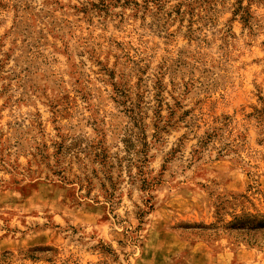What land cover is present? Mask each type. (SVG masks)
<instances>
[{"label": "rangeland", "instance_id": "obj_1", "mask_svg": "<svg viewBox=\"0 0 264 264\" xmlns=\"http://www.w3.org/2000/svg\"><path fill=\"white\" fill-rule=\"evenodd\" d=\"M0 264H264V0H0Z\"/></svg>", "mask_w": 264, "mask_h": 264}]
</instances>
